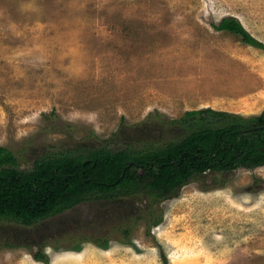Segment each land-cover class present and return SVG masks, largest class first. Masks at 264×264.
Listing matches in <instances>:
<instances>
[{"label": "rangeland", "instance_id": "1", "mask_svg": "<svg viewBox=\"0 0 264 264\" xmlns=\"http://www.w3.org/2000/svg\"><path fill=\"white\" fill-rule=\"evenodd\" d=\"M32 3L0 0V147L17 155L19 169L47 151L80 144L168 142L182 134L172 123L189 110L261 117L264 0H169L159 24L122 45L143 74L125 90L92 75L110 43L88 31L69 42L50 23H36ZM226 17L237 18L263 46L218 29ZM54 61L60 69L45 71ZM101 203H82L29 227L0 220V264H264V166L197 176L158 202L138 194L124 199L116 215ZM126 206L161 220L148 233L140 219L126 236L116 227L128 220ZM58 223H66L60 238L68 229L104 235L106 247L61 239L45 245L47 261L35 259L47 228Z\"/></svg>", "mask_w": 264, "mask_h": 264}, {"label": "trees", "instance_id": "2", "mask_svg": "<svg viewBox=\"0 0 264 264\" xmlns=\"http://www.w3.org/2000/svg\"><path fill=\"white\" fill-rule=\"evenodd\" d=\"M217 28L241 35L245 43L263 46L235 17L223 18ZM45 114L47 119L53 116L52 111ZM172 124L183 132L168 142L140 144L131 140L122 148L112 149L80 144L38 155L25 169L18 168L14 152L0 147V220L29 227L92 202L108 203L116 215L124 199L138 194H147L158 202L178 194L197 176L264 166V109L261 117L251 119L222 110L195 109L186 111ZM130 166L137 169L131 171ZM125 208L128 220L124 226L116 227L126 236L140 219L148 233L161 220V215L157 217L152 210L138 213ZM65 225L58 223L47 228L48 238L33 253L35 259L47 261L45 245L61 239L71 243L91 240L106 247L104 235H82L66 228L60 238L58 234ZM4 244L12 246L7 241ZM74 249H79V245H74Z\"/></svg>", "mask_w": 264, "mask_h": 264}, {"label": "clouds", "instance_id": "3", "mask_svg": "<svg viewBox=\"0 0 264 264\" xmlns=\"http://www.w3.org/2000/svg\"><path fill=\"white\" fill-rule=\"evenodd\" d=\"M169 0H33L36 23H50L69 42L88 31L112 47L92 66L95 79H104L116 89L125 90L141 75L135 55L121 51L133 32L159 24ZM60 69L55 61L45 71Z\"/></svg>", "mask_w": 264, "mask_h": 264}]
</instances>
